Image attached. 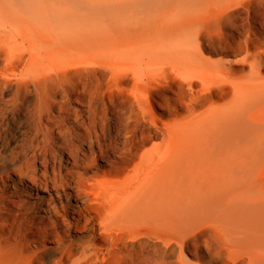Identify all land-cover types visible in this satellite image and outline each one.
<instances>
[{"label":"bare ground","instance_id":"1","mask_svg":"<svg viewBox=\"0 0 264 264\" xmlns=\"http://www.w3.org/2000/svg\"><path fill=\"white\" fill-rule=\"evenodd\" d=\"M238 15L0 0V264H264V29Z\"/></svg>","mask_w":264,"mask_h":264},{"label":"rangeland","instance_id":"2","mask_svg":"<svg viewBox=\"0 0 264 264\" xmlns=\"http://www.w3.org/2000/svg\"><path fill=\"white\" fill-rule=\"evenodd\" d=\"M222 1L223 3L229 2L236 9L237 13H239L238 15L239 21L243 25L246 26L248 25V23H251V22H255L259 25L261 22L259 27L262 26V28L264 29V0H240V1L239 0H222ZM240 14L242 17L240 16Z\"/></svg>","mask_w":264,"mask_h":264}]
</instances>
